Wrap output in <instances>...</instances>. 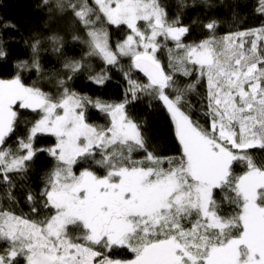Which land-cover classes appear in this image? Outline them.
Returning a JSON list of instances; mask_svg holds the SVG:
<instances>
[{
	"label": "snow or ice",
	"instance_id": "obj_1",
	"mask_svg": "<svg viewBox=\"0 0 264 264\" xmlns=\"http://www.w3.org/2000/svg\"><path fill=\"white\" fill-rule=\"evenodd\" d=\"M94 5L56 0L57 11L71 13L87 29L88 55L108 65L130 57L148 82L125 72V100L109 104L78 95L62 79L53 96L35 82L27 86L20 72L0 78V184L8 186V198L15 187L11 174H26L39 152L56 161L38 194L50 215L33 219L0 209V264H264V163L250 152L264 151V25L185 44L181 38L190 28L179 16L169 22L158 0H94ZM257 12L264 15V0ZM102 19L131 30L115 49ZM216 27L215 20L204 25L210 33ZM157 37L175 42L167 70L157 56L162 47ZM39 43L31 46V64L19 61L18 69L43 75ZM3 44L0 39V59H7ZM82 67L80 61L64 63L73 74ZM90 79L103 84L107 76L101 72ZM202 80L206 124L185 110L189 93ZM128 93L133 101L142 93L162 102L174 126L177 155L149 150L140 125L126 112ZM89 104L111 118L109 126L87 122ZM20 110H32L39 119L13 151L3 146L16 131ZM38 133L54 136V146L37 149ZM136 151L145 153L142 160L132 158ZM78 160L95 163L105 174L90 168L74 174ZM236 163L244 166L239 174ZM217 191L224 194L220 201ZM26 199L39 217L37 195L29 191ZM72 230L80 234L73 237ZM117 248L128 249L133 258H112Z\"/></svg>",
	"mask_w": 264,
	"mask_h": 264
},
{
	"label": "trees",
	"instance_id": "obj_2",
	"mask_svg": "<svg viewBox=\"0 0 264 264\" xmlns=\"http://www.w3.org/2000/svg\"><path fill=\"white\" fill-rule=\"evenodd\" d=\"M94 5V0H89ZM164 9L169 22L178 16L181 23L190 28L189 33L182 37L185 44L198 43L201 40L215 35L222 38L228 33L245 31L264 25V15L257 12L259 0H158ZM102 16V14H101ZM95 19V17H94ZM215 20L217 27L210 33L204 25ZM11 23L15 29H5L4 25ZM109 34V44L115 49L118 42H122L131 30L126 25H111L106 19L101 21ZM138 26L146 28L144 21H138ZM101 24H97L100 27ZM58 37L57 41L51 39ZM74 36L80 39H73ZM0 39L3 47L8 52L7 59H0V78H12L20 72L22 82L31 86L34 82L41 90L53 96H58L57 80H65L67 87L80 96H87L93 101L99 99L109 104L121 103L125 100L126 90L129 88L125 72H130L131 78L142 84L148 82L147 77L138 69L132 67L130 57L121 56L116 65H108L98 55H88L90 51L87 29L79 23L71 13L64 14L56 10V0H0ZM39 40L36 58L39 60L43 75H38L35 69H18L19 61L33 59L32 44ZM161 44L158 50V59L163 66L168 68L169 48L175 50V42L157 37ZM54 49H59L56 51ZM67 60L80 61L83 67L75 74L64 68ZM105 73L107 79L103 84L95 83L90 77ZM58 73V75H57ZM72 78L69 80L68 77ZM181 83L188 82L187 78L177 77ZM194 79V78H193ZM59 91H62L60 89ZM139 99L132 100L131 94L127 98L131 101L126 105L127 114L141 127L150 151H155L161 156H175L178 152V142L174 134V126L170 115L162 105L152 97L139 93ZM206 96V80L200 81L189 93L185 110L191 112L193 119L206 124L207 118L203 115L204 108L201 101ZM87 122L98 126H109L111 118L91 104L86 105ZM39 119V115L32 110H20L16 131L7 138L5 148L15 151L18 148L19 138L26 135L31 124ZM56 143V138L50 134L38 133L34 139L37 149H47ZM258 163H264V151L250 150ZM145 153L136 151L132 154L134 160H142ZM96 159H100L99 155ZM56 161L49 156L47 151L39 152L34 161L28 163L27 173L24 175L11 174L15 187L12 189L13 199H9L8 186L0 184V209L10 210L16 215L43 219L50 215L43 209L42 201L38 194L44 187L46 174L51 172ZM85 168H90L97 175H104L105 170L95 163L79 161L72 166L74 174L78 175ZM237 174L244 170L240 163L234 165ZM29 191L37 195L36 206L41 208L39 217H34L32 204L26 199ZM223 193L217 191V200L223 199ZM225 210H230L224 203ZM2 222V221H0ZM80 232L72 230L70 235L75 237ZM114 259H131L133 254L128 249H114L111 253Z\"/></svg>",
	"mask_w": 264,
	"mask_h": 264
},
{
	"label": "rangeland",
	"instance_id": "obj_3",
	"mask_svg": "<svg viewBox=\"0 0 264 264\" xmlns=\"http://www.w3.org/2000/svg\"><path fill=\"white\" fill-rule=\"evenodd\" d=\"M127 26V25H126ZM62 114V113H61ZM117 249H119V248H117ZM123 250V249H122Z\"/></svg>",
	"mask_w": 264,
	"mask_h": 264
},
{
	"label": "water",
	"instance_id": "obj_4",
	"mask_svg": "<svg viewBox=\"0 0 264 264\" xmlns=\"http://www.w3.org/2000/svg\"><path fill=\"white\" fill-rule=\"evenodd\" d=\"M143 73V72H142ZM144 74V73H143Z\"/></svg>",
	"mask_w": 264,
	"mask_h": 264
}]
</instances>
